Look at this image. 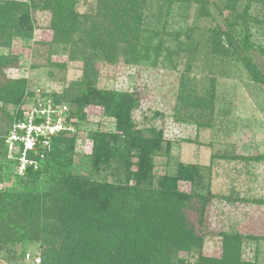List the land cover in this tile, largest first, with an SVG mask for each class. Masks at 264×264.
Returning a JSON list of instances; mask_svg holds the SVG:
<instances>
[{"label":"trees","instance_id":"16d2710c","mask_svg":"<svg viewBox=\"0 0 264 264\" xmlns=\"http://www.w3.org/2000/svg\"><path fill=\"white\" fill-rule=\"evenodd\" d=\"M78 2L0 1V47L7 41L10 44L16 34L30 39L34 14L44 11L51 16L50 45L70 46L79 54L81 50L83 54V49L89 52L82 61L81 78L61 97L51 92H30L25 95L28 102H23L26 81L0 79V123L8 118L7 106L19 108L0 135V156L20 184L41 180L46 183L44 190L35 193L0 191V256L6 262L21 260L26 243L42 240L41 264H240L237 253L241 241L236 235L220 236L219 258L202 256L204 236L196 234L185 214L190 209L198 210V223L202 224L206 197L194 192L183 193L178 187L179 182H188L199 188L204 180L202 172L199 167L180 165L173 176L154 175L152 154L160 147L161 133L151 129L147 131L149 137L133 126L131 111L139 106L136 91L105 93L96 89L98 70L93 54L110 64L129 59L155 67L166 40L165 32L161 34L165 20L144 22L147 8L155 5L154 12L159 17L164 7L166 17L171 16L172 21L191 19L193 24H185L191 28L204 20L214 21L211 15L214 9L220 17L223 13L227 15L220 25L204 30V41L220 56H234L255 81L264 83V73L252 60L253 53L264 55V51L251 41L249 30L253 25L264 31V0H96L95 6L84 13L77 10ZM252 4L256 6L253 12ZM191 7L195 11L188 18ZM188 29L189 40L181 46H185L183 51L191 44L195 31ZM240 30L248 33L241 39ZM53 66L64 68V64ZM2 68L4 64H0V76ZM41 98H49L55 105L67 104L76 119L84 120L87 108L101 107L105 117L115 120L113 133L96 129L88 131L83 139L92 141L89 162L95 175L108 167L111 160H119L117 167L124 172L123 182L74 175L75 137L64 134L51 140L50 151L39 159L36 169L29 167L23 176L16 174L17 163L7 159L5 138L12 125L23 120L30 103ZM193 99L195 107L204 108L210 102L204 96ZM36 225L41 230L40 237L28 239V229ZM180 253L195 256L190 257L194 260L180 258Z\"/></svg>","mask_w":264,"mask_h":264},{"label":"rangeland","instance_id":"374dc122","mask_svg":"<svg viewBox=\"0 0 264 264\" xmlns=\"http://www.w3.org/2000/svg\"><path fill=\"white\" fill-rule=\"evenodd\" d=\"M0 1L28 3V0ZM95 4L96 0H79L77 10L84 13ZM251 8L252 12L256 10L254 4ZM154 11L155 5L145 10L144 22L152 24L158 19L165 20L161 34L165 32L166 40L157 65L151 67L129 59H119L110 64L100 55L93 54L98 70L96 89L105 93L137 92L139 106L131 111L133 126L141 134L150 137L147 131L152 129L162 137L159 149L152 154L156 177L173 176L180 165L199 167L204 177L199 188L188 182H179L178 187L183 193L194 192L206 197L202 224L198 223V210L190 209L185 214L196 234L204 236L202 256L219 258L220 236L230 234L240 237L237 253L240 264H264V83L255 81L234 56H220L209 42L204 41V30H210L214 24L220 25L226 13L220 17L213 9L214 21L204 20L191 28L188 27L193 24L191 19L172 21L171 16L166 17L164 7L159 17ZM194 11V7L188 9V18ZM34 19L30 39H22L16 34L10 44L7 41L8 44L0 47V64H4L0 79L26 81L23 102H28L25 95L30 92H51L61 97L73 82L81 78L82 61L89 55L84 49L83 54L82 50L79 54L70 46L50 45L49 12L38 11ZM188 28L196 32L189 47L183 51L185 46H181L189 40L186 38ZM249 30L251 41L264 51V31L253 25ZM239 32L241 39L246 33ZM252 60L264 73V55L253 53ZM53 64H64V68ZM203 96L210 102L204 108L195 107L193 97ZM58 106L67 107L66 115L75 129L74 135L64 134L75 137L72 173L78 177L92 176L102 181L123 182L124 172L117 167L119 160H111L108 167H103L99 175H95L89 162L92 141L83 139L88 131L96 129L113 133L116 131L115 120L105 117L101 107L87 108L82 120L72 115L67 104ZM7 109L8 118L2 117L5 120L0 123V135L19 108L9 105ZM44 186V180L20 184L0 156V191L35 193L44 190ZM195 206L198 208L199 204ZM42 222L40 218L38 224ZM40 232L38 225L30 227L26 237H40ZM42 245V240L26 243L22 248L23 259L6 262L0 256V264H41ZM179 257L194 260L185 253H180Z\"/></svg>","mask_w":264,"mask_h":264},{"label":"built area","instance_id":"2783aa9c","mask_svg":"<svg viewBox=\"0 0 264 264\" xmlns=\"http://www.w3.org/2000/svg\"><path fill=\"white\" fill-rule=\"evenodd\" d=\"M66 112V106L41 98L30 103L22 121L12 125L5 145L7 159L17 163L15 171L18 176H23L29 167H38L39 159L50 151L53 138L75 131Z\"/></svg>","mask_w":264,"mask_h":264}]
</instances>
